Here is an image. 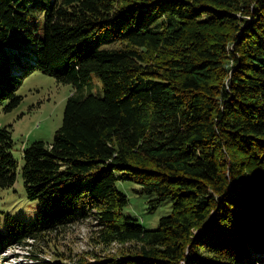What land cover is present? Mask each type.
Listing matches in <instances>:
<instances>
[{
    "label": "trees",
    "instance_id": "trees-1",
    "mask_svg": "<svg viewBox=\"0 0 264 264\" xmlns=\"http://www.w3.org/2000/svg\"><path fill=\"white\" fill-rule=\"evenodd\" d=\"M34 72L75 92L23 150L37 221L0 210V254L91 221L119 258L77 264H264V0H0L3 111ZM92 76L102 96H79ZM12 149L1 128L0 192ZM118 181L171 214L146 230Z\"/></svg>",
    "mask_w": 264,
    "mask_h": 264
},
{
    "label": "rangeland",
    "instance_id": "rangeland-1",
    "mask_svg": "<svg viewBox=\"0 0 264 264\" xmlns=\"http://www.w3.org/2000/svg\"><path fill=\"white\" fill-rule=\"evenodd\" d=\"M74 92L72 85L34 72L24 77L17 91V95L22 97L20 105L10 112L0 108V129L6 127L10 130L12 154L19 166L13 188L0 192L1 211L20 216L30 223L37 221L40 205L37 201L26 198L21 176L22 153L26 146L34 142L53 140L55 132L62 126L67 100ZM77 94L102 96V84L96 76H92L91 83ZM117 188L128 198L123 213L146 230H156L160 219L172 212L170 200L153 208L152 201L156 196L140 193L137 184L118 181ZM93 225L91 221L79 222L66 228L61 234H53L47 241L33 243L30 248L8 249L0 254V264H77L81 259L94 262L98 256L119 258L118 245L106 248L95 243Z\"/></svg>",
    "mask_w": 264,
    "mask_h": 264
}]
</instances>
